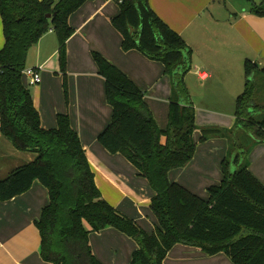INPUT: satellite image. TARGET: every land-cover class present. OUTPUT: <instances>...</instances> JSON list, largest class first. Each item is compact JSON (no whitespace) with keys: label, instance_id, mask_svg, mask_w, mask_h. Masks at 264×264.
Returning a JSON list of instances; mask_svg holds the SVG:
<instances>
[{"label":"trees","instance_id":"trees-1","mask_svg":"<svg viewBox=\"0 0 264 264\" xmlns=\"http://www.w3.org/2000/svg\"><path fill=\"white\" fill-rule=\"evenodd\" d=\"M88 1L0 0V132L17 151L36 155L0 180V202L25 194L35 182L48 190L49 204L36 226L41 256L49 264H103L93 254L89 236L109 227L137 243L130 264H165L177 245L209 256L225 254L233 264H264V184L251 172L245 151L239 152L242 130L250 135L251 145L264 144V68L259 71L253 61L245 60V88L236 99L234 128L201 130L202 142L225 138L233 144L222 162L220 184L209 187V198L203 199L169 179V173L185 168L196 151L195 110L185 84L193 51L152 10L149 0H114L120 12L111 22L122 37V49L162 63L165 74L175 77L169 125L161 130L146 93L100 53H92L113 110L98 141L148 180L153 192L149 207L156 220L155 230L148 233L103 199L69 115H57L54 129L41 126L24 81L28 51L50 32L58 38L65 72L67 42L75 34L69 20ZM250 13L264 17V3L252 6ZM254 112L261 117L255 118ZM162 133L167 137L164 145Z\"/></svg>","mask_w":264,"mask_h":264},{"label":"crops","instance_id":"crops-1","mask_svg":"<svg viewBox=\"0 0 264 264\" xmlns=\"http://www.w3.org/2000/svg\"><path fill=\"white\" fill-rule=\"evenodd\" d=\"M217 2L218 0H149L152 10L171 29L177 32L192 49L193 61H203L206 69L197 70L201 82H207L214 78L213 71L216 69L215 64L217 61L230 67V61L232 60L228 56L237 55L238 60L243 61V59H249L245 57L246 55L254 60V57L259 58L258 50L264 48V17L250 13L251 7L241 13L229 15V10L225 9L224 11L223 9L222 12L219 9L222 5ZM88 3L89 1L70 17V25L78 31L101 13L107 4V2L102 3L101 0L90 5H87ZM1 30L0 18V33ZM50 34L54 33L50 32ZM73 40L69 43V52L75 48L79 56L84 59L87 58L89 52L100 53L93 51L94 48L88 42L83 44L81 42L73 43ZM110 43L113 51H117V45L119 47V44H122V37L119 39V37L117 38L112 34ZM3 44L0 41V48ZM38 52L41 53V51ZM56 54L57 51H54L50 58L56 57ZM100 54L106 58L102 53ZM105 55L109 62L120 69L138 88L146 93L137 82V75L132 69L126 68L107 54ZM46 62L32 68L42 67ZM196 67L198 66L196 65ZM260 76L261 74L258 72L257 77ZM43 87H39L38 91H42ZM37 96L38 93L33 95V101L40 115L41 126L44 129L56 128L57 115L67 113L63 112L61 106H52L46 110L45 107L38 104ZM81 103V101H77L76 110H70L69 112L71 126L79 134L81 144L95 173L96 185L103 199L118 211H124L134 205L135 202L129 198H127V201L120 199L118 192L126 196L124 187L128 184L129 187L126 189L129 193H132L133 188L131 187L133 183L137 184L136 179L140 174L121 155H111L100 145L98 137L111 122L105 126L93 119L90 116L92 114L89 109ZM152 115L155 117L153 112ZM154 119L158 122L156 118ZM257 146L258 148H264V144ZM260 150L262 152L258 161L260 165H263L262 168L257 172L252 168L254 164H249L253 175L264 184L262 179L264 177V149ZM35 159L36 155L33 153L17 151L9 141L2 137L0 132V177L7 176L12 170L23 164L31 163ZM206 174L207 172L203 169L198 172L192 169L188 171L186 166L182 169L172 170L169 173V179L171 182L178 183L197 195V189L201 186L199 176ZM152 196L153 193L150 197L144 198L140 204L144 203L150 206ZM49 200L48 190L39 182H35L25 194L7 202H0V264H49L41 256V239L36 226V223L40 220L42 210L49 204ZM136 222L139 224L138 221ZM93 234H91V248L93 254L103 264H129L132 254L138 249V245L133 239L114 228L109 227ZM99 238L102 239L103 243L98 242ZM206 256L207 254L197 248L177 245L169 252L165 264H213V258ZM220 256L214 258L223 263L225 259Z\"/></svg>","mask_w":264,"mask_h":264},{"label":"rangeland","instance_id":"rangeland-1","mask_svg":"<svg viewBox=\"0 0 264 264\" xmlns=\"http://www.w3.org/2000/svg\"><path fill=\"white\" fill-rule=\"evenodd\" d=\"M97 1L89 0L87 5L97 3ZM101 1L102 3L107 2L104 10L90 20L81 30L74 29L75 34L67 42L66 67L64 72L66 73V77L60 65L58 38L55 34L48 33L30 48L26 59V69L40 66L47 61L44 66L39 67L41 68L40 77L42 83L40 85H30V79L24 76L25 83L30 88L32 96L38 93L36 100L46 110L52 106H61L63 112L69 115L70 110H76L77 101H81V104L89 109L92 114L90 116L106 126L112 121L113 110L106 98L105 80L99 74L98 66L94 61L93 55L89 52L87 58L84 59L79 56L75 48L69 52V43L73 39V43L81 42L83 44L88 42L94 48L93 51L102 53L106 58L107 56L105 54H107L118 63L135 72L137 82L147 93L146 101L154 113V118L158 120L156 122L157 126L161 130H166L170 121V103L173 96L174 75H166L165 67L162 63L149 60L136 50L124 51L121 43L119 47L117 45V51H113L110 43L111 35L114 34L119 39L121 35L113 27L111 19L119 14L120 6L114 0ZM217 3H221L222 7L219 9L222 12L223 9L224 11L228 9V14L234 15L238 12L241 13L243 10L248 9V7L252 8L254 5H261L264 3V0H218ZM2 30L0 33V41L4 43ZM38 51H41V53ZM54 51H57L56 57L50 58ZM258 55L259 58L254 57V60H251V57L246 55L245 57L253 61V64H260L258 69L262 70L264 68V48L258 50ZM228 58L232 60L230 61V67L217 61L215 64L216 69L213 71L215 76L207 82H201L197 73L198 69H206L201 60L199 62L193 61L191 71L185 77L189 100L192 102L195 110V125L197 128L194 133L196 143L195 155L187 167L188 171L192 169L198 172L203 169L207 172L206 175L199 176L201 186L198 187V192L195 191L203 199L209 198L208 187L220 184L221 178L223 177L222 162L231 153L233 144L230 139L225 138H210L202 142L200 140L202 135L201 130L234 128L236 124V97L240 93L242 94L245 88L243 69L245 60H238L239 57L237 55H230ZM41 86H44L43 90L38 91V88ZM254 117L260 118L261 113L254 112ZM240 132L239 140L242 147L239 148V152L245 151L244 155L246 160L250 164H254L252 168L258 172L263 166L258 161L262 152L260 149L264 148L251 145L250 135L244 130ZM166 141V134L162 133L160 135V144L164 145ZM123 159L126 158L123 157ZM4 178L6 176L0 177V180ZM262 179L264 180V177ZM136 181L137 184L133 183L131 187L133 188L132 193H129L126 189L129 187L128 184L124 187V194L126 196L118 192L120 199L127 201V198H129L135 202L130 208L124 211L120 210L119 212L127 218L138 221L139 226L147 232H152L156 220L150 210L149 204H140V202L144 198L150 197L153 192L145 177L139 175ZM85 226L88 227L86 223ZM91 234L89 240L92 246ZM98 242L103 243L101 238H99ZM218 256L220 254L215 256L207 255L206 257L213 258V264H233L225 254L220 256L225 259L223 263L215 260L216 258L214 257Z\"/></svg>","mask_w":264,"mask_h":264},{"label":"built area","instance_id":"built-area-1","mask_svg":"<svg viewBox=\"0 0 264 264\" xmlns=\"http://www.w3.org/2000/svg\"><path fill=\"white\" fill-rule=\"evenodd\" d=\"M40 69L41 68H30L24 70L23 76H26L30 79V85H38L41 83Z\"/></svg>","mask_w":264,"mask_h":264},{"label":"water","instance_id":"water-1","mask_svg":"<svg viewBox=\"0 0 264 264\" xmlns=\"http://www.w3.org/2000/svg\"><path fill=\"white\" fill-rule=\"evenodd\" d=\"M48 17L50 18V16H48ZM255 65H256L257 67H259V65H258L257 63H256Z\"/></svg>","mask_w":264,"mask_h":264}]
</instances>
